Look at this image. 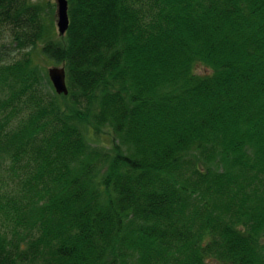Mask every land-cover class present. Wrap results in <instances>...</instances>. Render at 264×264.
<instances>
[{
    "label": "trees",
    "instance_id": "trees-1",
    "mask_svg": "<svg viewBox=\"0 0 264 264\" xmlns=\"http://www.w3.org/2000/svg\"><path fill=\"white\" fill-rule=\"evenodd\" d=\"M56 6L0 0V264H264V0Z\"/></svg>",
    "mask_w": 264,
    "mask_h": 264
},
{
    "label": "water",
    "instance_id": "water-1",
    "mask_svg": "<svg viewBox=\"0 0 264 264\" xmlns=\"http://www.w3.org/2000/svg\"><path fill=\"white\" fill-rule=\"evenodd\" d=\"M57 26L61 35L66 34L70 25L69 0H56ZM49 76L55 90L59 94H68L67 71L64 66H53L49 69Z\"/></svg>",
    "mask_w": 264,
    "mask_h": 264
},
{
    "label": "rangeland",
    "instance_id": "rangeland-1",
    "mask_svg": "<svg viewBox=\"0 0 264 264\" xmlns=\"http://www.w3.org/2000/svg\"><path fill=\"white\" fill-rule=\"evenodd\" d=\"M33 2H36V3H40L41 5H46L48 3H51V4H56V0H32ZM55 23H56V26H57V6H56V13H55ZM58 29V27H57ZM59 31V30H57ZM6 41H8V39H6ZM19 53L18 51H14L12 53V55L10 56V58L14 57V56H17ZM9 57V56H8ZM39 63L41 64L42 68L45 69V70H49L51 67L53 66H62V64H56L53 60H50L48 58H42L40 57L38 59ZM197 71L199 73H203L205 71L204 67L200 66L198 67ZM46 84V83H45ZM50 88V86H49ZM46 89H48V86L46 87ZM93 130L91 131V134H90V137H91V140L95 143H100L102 145H107L109 146L112 142V130H110L109 128H105L103 130V132L100 134V135H94L93 134Z\"/></svg>",
    "mask_w": 264,
    "mask_h": 264
}]
</instances>
